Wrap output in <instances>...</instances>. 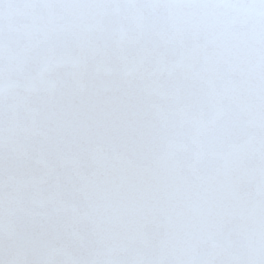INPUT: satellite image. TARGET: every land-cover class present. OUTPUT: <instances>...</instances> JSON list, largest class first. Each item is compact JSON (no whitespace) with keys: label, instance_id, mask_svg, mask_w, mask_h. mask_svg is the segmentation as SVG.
I'll use <instances>...</instances> for the list:
<instances>
[{"label":"snow or ice","instance_id":"1","mask_svg":"<svg viewBox=\"0 0 264 264\" xmlns=\"http://www.w3.org/2000/svg\"><path fill=\"white\" fill-rule=\"evenodd\" d=\"M0 264H264V0H0Z\"/></svg>","mask_w":264,"mask_h":264}]
</instances>
